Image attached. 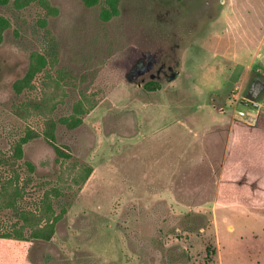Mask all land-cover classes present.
Listing matches in <instances>:
<instances>
[{
	"label": "rangeland",
	"instance_id": "obj_1",
	"mask_svg": "<svg viewBox=\"0 0 264 264\" xmlns=\"http://www.w3.org/2000/svg\"><path fill=\"white\" fill-rule=\"evenodd\" d=\"M107 8L0 0V264H264V0Z\"/></svg>",
	"mask_w": 264,
	"mask_h": 264
},
{
	"label": "trees",
	"instance_id": "obj_2",
	"mask_svg": "<svg viewBox=\"0 0 264 264\" xmlns=\"http://www.w3.org/2000/svg\"><path fill=\"white\" fill-rule=\"evenodd\" d=\"M119 1L120 0H106V4L108 6L107 9H102L101 11V18L103 21H108V19H110L112 16L114 15H117L118 14V5H119ZM32 56V57H31ZM30 59H31V66L33 67L32 70L36 67V65H34L32 63V60L33 62L37 63V64H41L40 66H43L44 65V60L39 57L38 55H35V53H31L30 55ZM154 90H158L159 89V85H156V87H153ZM26 141V139H23L22 142ZM16 153H18V155L20 156L21 155V145L20 144H17L16 146ZM87 177H83V179H86ZM5 193L6 190L5 188L3 189Z\"/></svg>",
	"mask_w": 264,
	"mask_h": 264
},
{
	"label": "flooded vegetation",
	"instance_id": "obj_3",
	"mask_svg": "<svg viewBox=\"0 0 264 264\" xmlns=\"http://www.w3.org/2000/svg\"><path fill=\"white\" fill-rule=\"evenodd\" d=\"M261 83H264V78L263 77H261V76L254 77L250 81V83H249L248 87L246 88V90L244 91L243 95L244 94H247L248 97L253 98V96L255 95V92H256L257 88L259 87V85ZM241 100H242V97L235 104L234 110L235 109L244 110L245 112L250 113L249 116L252 117L251 116V110H250V109H253L254 108L253 105H252V103L251 102H249V103L247 102L246 103V102L241 101ZM258 113H259V108L257 109V113H256V115L253 118H256L257 115H258Z\"/></svg>",
	"mask_w": 264,
	"mask_h": 264
},
{
	"label": "water",
	"instance_id": "obj_4",
	"mask_svg": "<svg viewBox=\"0 0 264 264\" xmlns=\"http://www.w3.org/2000/svg\"><path fill=\"white\" fill-rule=\"evenodd\" d=\"M264 93V83H261L259 85V87L257 88L256 92H255V95L253 96V98H250L248 97L247 94H244L242 96V100L241 101H244V102H251L252 105H253V109H250L251 110V116L254 117L257 113V109H258V101L261 97V95ZM235 113H238L240 115H243L245 114L246 112L244 110H239V109H235Z\"/></svg>",
	"mask_w": 264,
	"mask_h": 264
},
{
	"label": "crops",
	"instance_id": "obj_5",
	"mask_svg": "<svg viewBox=\"0 0 264 264\" xmlns=\"http://www.w3.org/2000/svg\"><path fill=\"white\" fill-rule=\"evenodd\" d=\"M260 98H261V97H260ZM221 111H222V109H221ZM244 115H250V113L246 112V113L243 114L242 116H244Z\"/></svg>",
	"mask_w": 264,
	"mask_h": 264
}]
</instances>
